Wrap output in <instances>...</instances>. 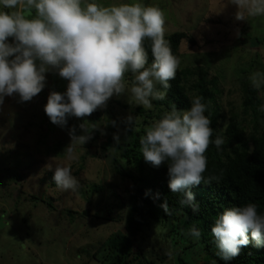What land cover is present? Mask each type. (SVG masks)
I'll use <instances>...</instances> for the list:
<instances>
[{"label": "rangeland", "instance_id": "obj_1", "mask_svg": "<svg viewBox=\"0 0 264 264\" xmlns=\"http://www.w3.org/2000/svg\"><path fill=\"white\" fill-rule=\"evenodd\" d=\"M94 2L159 6L165 35L183 34L176 56L190 98L184 110L193 96L203 97L205 115L214 110L216 129L230 141V154L250 141L253 120L243 100L246 85L253 86L250 76L264 74V16L237 20V6L229 0ZM45 76V87L31 101L6 96L0 105V264H180V258L186 264H212L196 238L175 235L172 219L149 220L134 235L126 230L127 214L142 206L138 187L168 170L167 162L159 167L147 163L139 145L146 126L170 111L163 103L167 97L152 99V107L145 108L130 104L127 93L113 95L106 107L82 119L69 116L61 127L50 121L44 106L51 91H66L68 81L55 70ZM133 79L126 73L128 87ZM156 90L164 92L158 82ZM257 94L261 109L264 87ZM129 115L134 121L127 126ZM83 122L91 139L71 144L74 158L69 159V132L75 128L83 134ZM114 161L130 176L117 172ZM48 164L69 166L77 189L58 188Z\"/></svg>", "mask_w": 264, "mask_h": 264}, {"label": "clouds", "instance_id": "obj_2", "mask_svg": "<svg viewBox=\"0 0 264 264\" xmlns=\"http://www.w3.org/2000/svg\"><path fill=\"white\" fill-rule=\"evenodd\" d=\"M229 2L237 6V20L264 16V0ZM164 25L165 14L159 6L140 2L102 5L94 0H0V105L6 96L31 101L45 87V73L55 70L68 83L64 93L51 91L44 106L53 124L63 127L69 116H90L106 107L113 95L125 93L130 104L151 108L152 99L166 96L156 90V83L168 89L180 66L165 39ZM145 40L151 42L150 66ZM129 72L134 77L130 87L125 83ZM250 81L260 89L264 74L253 73ZM202 101L203 97L193 96L190 108L165 112L146 126L139 138L144 160L153 167L167 162L170 190L184 192L181 203L193 211H198V204L188 189L204 180L205 153L213 135L211 120L205 115L208 106ZM133 121L132 115L127 116V126ZM79 127L83 134L77 135L75 128L69 132V159L74 158L71 144L91 139L85 123ZM113 139L118 144L119 134L114 133ZM214 143L219 149L224 140L217 136ZM48 170L53 171V181L61 190L77 189L79 182L69 166L48 164ZM161 207L168 212L167 201ZM211 232L220 255L228 260L249 244V233L257 246H264V215L258 214L254 203L225 208ZM189 235L199 238L201 233L193 227Z\"/></svg>", "mask_w": 264, "mask_h": 264}, {"label": "trees", "instance_id": "obj_3", "mask_svg": "<svg viewBox=\"0 0 264 264\" xmlns=\"http://www.w3.org/2000/svg\"><path fill=\"white\" fill-rule=\"evenodd\" d=\"M182 36L183 34L178 31L165 35L175 56ZM150 44L149 40H145L149 64L153 59ZM169 83L171 86L168 89H164L158 83L166 92L167 99L163 103L170 111L173 108L178 111L184 110L188 107L190 98L183 85V73L180 68L175 79ZM260 102L257 89L246 85L243 107L253 120L254 133L250 141L242 148H236L232 154L227 151L231 146L230 141L216 129L214 110L209 109L213 135L212 143L205 153L207 169L203 173L204 180L188 189L194 194L198 211H193L192 207L181 203L185 199L184 192L173 193L170 190L168 170L159 171L138 187L142 206L140 209H132L127 214L128 233L136 234L141 225H147L149 220H157L161 216L172 219V230L175 231V235L183 237L189 234L191 228L198 229L201 236L194 238L203 244L206 255L212 258V264H264V246H257L250 233L249 244L241 247L237 256L225 260L220 255L217 240L211 232L215 220L225 208L254 203L257 205L258 214L264 215V111L259 109ZM217 136L224 140L219 149L214 143ZM114 167L121 175L130 176L127 168L118 161H114ZM164 201L168 204L167 213L161 207ZM180 264H186V261L180 258Z\"/></svg>", "mask_w": 264, "mask_h": 264}, {"label": "water", "instance_id": "obj_4", "mask_svg": "<svg viewBox=\"0 0 264 264\" xmlns=\"http://www.w3.org/2000/svg\"><path fill=\"white\" fill-rule=\"evenodd\" d=\"M85 214L87 213V211L84 212Z\"/></svg>", "mask_w": 264, "mask_h": 264}]
</instances>
